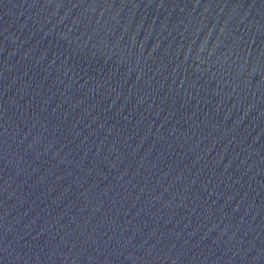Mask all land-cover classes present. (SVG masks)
<instances>
[{
  "label": "water",
  "instance_id": "95a60500",
  "mask_svg": "<svg viewBox=\"0 0 264 264\" xmlns=\"http://www.w3.org/2000/svg\"><path fill=\"white\" fill-rule=\"evenodd\" d=\"M0 264H264V0H0Z\"/></svg>",
  "mask_w": 264,
  "mask_h": 264
}]
</instances>
